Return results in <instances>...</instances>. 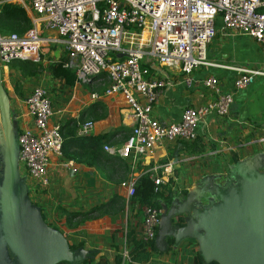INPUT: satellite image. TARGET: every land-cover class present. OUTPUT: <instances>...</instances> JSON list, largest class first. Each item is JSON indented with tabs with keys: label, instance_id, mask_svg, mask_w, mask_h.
Here are the masks:
<instances>
[{
	"label": "crops",
	"instance_id": "obj_1",
	"mask_svg": "<svg viewBox=\"0 0 264 264\" xmlns=\"http://www.w3.org/2000/svg\"><path fill=\"white\" fill-rule=\"evenodd\" d=\"M4 2L17 3L31 20L34 17L26 0H2L0 4ZM44 33L45 36L55 35L51 31ZM65 57L63 46L57 42L43 47L41 60H38L42 70L33 78L37 79L34 83L31 77L22 76L11 64L1 68L2 84L10 101V115L17 123L18 132L24 128H34L25 98L34 86L41 85L46 88L54 109L51 122L59 124L64 133L77 128L79 135V125L91 121L92 127L85 136L97 139L102 149L104 145L118 149L135 123L126 99L120 93L103 94L108 82L103 75L95 76L84 84L76 79L73 85L65 84L63 79L51 75L47 66ZM205 61L212 64L195 67L189 74L168 67L152 71L156 78L169 83L153 107V116L167 122L179 121L185 107L199 106L213 100L216 94L201 82L209 76L218 79L223 91L232 90L239 74L237 67L264 69V51L261 44L246 34L222 35L217 32L207 44ZM187 77L191 78L189 84ZM263 138L264 77L258 76L246 88L234 91V100L226 115L207 116L199 123L195 140L162 141L153 151L138 156L134 162L117 155L119 166L115 162L111 165L115 169L118 167L116 178L122 176V181L130 177L137 179L144 174L163 176V183L172 184L174 197L182 198L185 195L182 191L186 190L187 193L204 175L227 172L230 164L264 151ZM50 158L49 188L41 196L33 192L38 203L32 201L28 194L31 202L41 208L44 221L65 235L70 248L71 245L75 246L71 249L82 247L88 251V257L77 264H113L115 253L121 254L124 239L129 254L126 258L122 257L121 264H193V250L198 249L196 242L195 245L189 244L190 238L183 239L171 251L158 250L156 255L148 246L136 249L134 242L140 239L131 222L125 224L123 211H126V206L117 214H105L86 220L77 228H68L64 210L88 211L108 202L114 195L127 199L126 189L118 181L110 182L96 166L74 163L72 169L65 164L67 159L64 156L51 155ZM128 231L135 240L127 237ZM174 250L178 254L174 255Z\"/></svg>",
	"mask_w": 264,
	"mask_h": 264
},
{
	"label": "built area",
	"instance_id": "obj_2",
	"mask_svg": "<svg viewBox=\"0 0 264 264\" xmlns=\"http://www.w3.org/2000/svg\"><path fill=\"white\" fill-rule=\"evenodd\" d=\"M27 2L34 14L32 27L23 34H0L1 68L7 67L12 59L38 61L42 48L57 42L66 52L63 67L73 69L79 83H88L105 73L108 82L103 94H122L135 120L121 147L103 146L105 151L124 160L134 162L162 141L195 140L198 125L205 117L226 115L234 100V91L246 88L258 76L264 77V69L237 67L239 74L233 89L223 91L218 79L209 76L201 82L216 94L213 100L185 107L179 121H163L152 114L163 88L169 84L156 78L152 71L168 67L189 74L202 64L211 65L205 61V51L217 32L246 34L261 44L264 51V0ZM45 31L55 35L43 37ZM186 82L189 84L191 78L187 77ZM25 104L34 128L18 132L19 164L25 165L32 191L37 193L39 188L44 191L50 186V157L62 156L63 137L60 125L51 122L54 111L44 87L34 86ZM92 124L91 121L81 123L79 135L87 134ZM65 164L74 168L73 160ZM151 177L156 185L164 181L163 176ZM135 180L130 177L120 182L127 194L125 214ZM138 209H142L143 218L131 224L139 239L148 243L155 239L161 210L145 206ZM122 244L121 254L126 258L129 247L125 239Z\"/></svg>",
	"mask_w": 264,
	"mask_h": 264
},
{
	"label": "water",
	"instance_id": "obj_3",
	"mask_svg": "<svg viewBox=\"0 0 264 264\" xmlns=\"http://www.w3.org/2000/svg\"><path fill=\"white\" fill-rule=\"evenodd\" d=\"M0 66V264H77L82 247L71 249L65 235L47 224L32 203L19 165L18 127ZM183 217V225L173 219ZM193 239L205 261L264 264V151L230 164L227 172L204 175L182 198L161 203L155 245L160 252Z\"/></svg>",
	"mask_w": 264,
	"mask_h": 264
},
{
	"label": "trees",
	"instance_id": "obj_4",
	"mask_svg": "<svg viewBox=\"0 0 264 264\" xmlns=\"http://www.w3.org/2000/svg\"><path fill=\"white\" fill-rule=\"evenodd\" d=\"M32 27V21L28 17L25 9L17 4L12 2H4L0 4V34L7 35L10 33L23 34ZM41 60V56L40 59ZM40 61H32L30 59H12L9 65L15 67L22 76L25 77H36L38 72L42 70ZM63 60L50 63L47 66V71L56 77H59L64 80L65 84L73 85L76 80V74L73 69L63 67ZM101 75L105 76V73ZM61 128V133L63 137L62 143V156L67 160H73L74 163L86 164L96 166L100 171H102L106 178L115 183H120L124 178L122 176L117 177V169L111 164L115 162L119 166V157L117 155L109 154L108 152L102 149V145L98 143L97 139L87 137L85 135H78L77 128H74L72 131L66 133L63 132ZM76 135H75V133ZM68 134V136H67ZM237 160V158H234ZM126 166V165H125ZM124 166V167H125ZM169 182L161 183L156 185L154 179L149 174H144L138 177L135 180L134 192L129 198V205L132 208L138 209L139 207H154L161 210V203H165L167 206L171 203L172 198L174 197L173 187ZM183 194H186V190L182 191ZM125 207V199L122 196L114 195L111 199L99 206H95L88 211L82 212H69L64 210L63 212L67 214L66 224L70 229L77 228L84 221L101 217L105 214L112 215L117 214V212H122ZM96 213V214H94ZM94 214V215H93ZM42 216L45 219L44 214ZM174 224L183 225V217L177 216L173 219ZM127 237L135 240L133 234L128 231ZM168 249L173 250V239L168 238ZM195 241L189 239V244L192 245ZM135 248L139 249L144 246H148L152 251L158 252V249L155 245V240L144 242V241H135ZM83 245V244H80ZM71 248H75L74 245H71ZM176 250L172 251L173 253ZM87 261V260H86ZM122 256L120 253H115L113 258V264H121ZM57 264H72L69 262H60ZM193 264H218L216 261H211L210 263H205L200 253L195 250L193 257Z\"/></svg>",
	"mask_w": 264,
	"mask_h": 264
},
{
	"label": "rangeland",
	"instance_id": "obj_5",
	"mask_svg": "<svg viewBox=\"0 0 264 264\" xmlns=\"http://www.w3.org/2000/svg\"><path fill=\"white\" fill-rule=\"evenodd\" d=\"M27 1V0H26ZM42 36L44 37L45 36V33L44 34H42ZM17 76V75H16ZM32 79L33 78H35V77H31ZM34 82H37V79H33L32 80V83H34ZM37 86H40V87H42L41 85H37ZM44 87V86H43ZM46 89V88H45ZM53 107V106H52ZM54 110V109H53ZM20 165V171H21V175H25L26 176V183H27V185H28V183H29V187H30V190H29V193H30V196H31V200L32 201H34V202H37L36 201V196L34 195V194H36L37 196H41L43 193H45V191H43L42 189H38L37 190V193H34L33 194V191H32V189H33V184H32V182H31V179H30V177H29V174L27 173V170H26V168H25V165L23 164V163H20L19 164ZM173 190H174V188H173ZM38 203V202H37ZM123 217H124V219H125V223H129V222H132V221H134V220H137V219H139V220H141L142 218H143V216H142V209H134V208H132L131 206H129V208H128V210H127V212H126V214H125V211H123ZM189 242V241H188ZM195 245V242L194 243H192V245ZM183 248H185V246L183 247ZM152 252V254L153 255H156L158 252H156V251H151ZM193 252H195V250H193ZM175 254H178V251H176V252H174V255ZM187 256H188V254H187Z\"/></svg>",
	"mask_w": 264,
	"mask_h": 264
}]
</instances>
